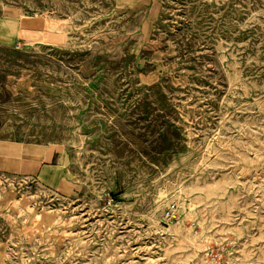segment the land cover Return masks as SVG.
Returning <instances> with one entry per match:
<instances>
[{
	"label": "rangeland",
	"instance_id": "obj_1",
	"mask_svg": "<svg viewBox=\"0 0 264 264\" xmlns=\"http://www.w3.org/2000/svg\"><path fill=\"white\" fill-rule=\"evenodd\" d=\"M0 141V264H264V0H0Z\"/></svg>",
	"mask_w": 264,
	"mask_h": 264
},
{
	"label": "crops",
	"instance_id": "obj_2",
	"mask_svg": "<svg viewBox=\"0 0 264 264\" xmlns=\"http://www.w3.org/2000/svg\"><path fill=\"white\" fill-rule=\"evenodd\" d=\"M4 144L0 141V171L26 176L36 175L39 178L43 176L42 180L45 181H53L54 174H61L58 165L48 164V159H40L41 156L46 155L51 159L53 153H50L47 148L15 142L16 146L9 149Z\"/></svg>",
	"mask_w": 264,
	"mask_h": 264
},
{
	"label": "built area",
	"instance_id": "obj_3",
	"mask_svg": "<svg viewBox=\"0 0 264 264\" xmlns=\"http://www.w3.org/2000/svg\"><path fill=\"white\" fill-rule=\"evenodd\" d=\"M167 215H169V212H168V214Z\"/></svg>",
	"mask_w": 264,
	"mask_h": 264
}]
</instances>
